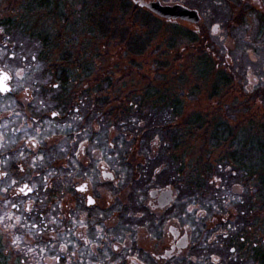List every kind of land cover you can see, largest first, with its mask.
I'll return each instance as SVG.
<instances>
[{
  "label": "flooded vegetation",
  "instance_id": "obj_1",
  "mask_svg": "<svg viewBox=\"0 0 264 264\" xmlns=\"http://www.w3.org/2000/svg\"><path fill=\"white\" fill-rule=\"evenodd\" d=\"M238 1L247 3V25L257 19L262 26L257 38L247 27V58L264 70V0ZM152 2L184 6L186 1L104 0L105 11L84 13L86 19L76 21L88 24L92 16L122 21L139 10L157 18L142 6ZM130 4L135 12L123 10ZM195 11L197 25L161 21L194 27L203 44L205 19ZM8 15L0 22V68L20 76L13 81L14 88L19 83L15 91L0 94L5 145L0 148V264H247V201L242 200L240 212L231 195L219 200L218 194L209 200L213 212L208 217L203 174L185 172L186 135L201 129L197 115L193 124L179 122L180 112L187 110L185 95L133 99L136 94L119 98L92 92L88 44L73 50L77 65L64 63L72 72L61 70L58 61L46 59V36L24 28L25 21L40 25L42 18ZM59 16L69 19L65 13ZM84 31L89 37V24ZM222 33L219 24L213 26L212 36L224 42ZM20 36L36 40L37 46L18 44ZM51 63L54 75L44 76V64ZM246 82L247 91H259L263 100L264 72ZM152 99L163 101L165 108L146 110ZM129 131L131 140H123ZM246 149L247 142L240 146ZM24 184L33 191L20 193Z\"/></svg>",
  "mask_w": 264,
  "mask_h": 264
},
{
  "label": "rangeland",
  "instance_id": "obj_2",
  "mask_svg": "<svg viewBox=\"0 0 264 264\" xmlns=\"http://www.w3.org/2000/svg\"><path fill=\"white\" fill-rule=\"evenodd\" d=\"M185 1L184 6L198 10L204 16L206 33L203 44H199L194 27L181 22L169 24L142 14V10L136 17L128 16L122 21L99 20L92 16L88 22L90 36L86 37L89 39L87 42L84 37L85 24L76 20L79 17L86 19L84 13L105 11L102 6L104 0H0V22H6L2 20L6 14L41 17L40 25L35 20L25 21L24 28H32L35 32L38 30L47 38L49 36L46 59L53 63L58 61L57 66H61L59 69L67 72L73 70L64 63L77 65L73 61L78 59L73 55V50L83 49L88 44L92 92L108 93L119 98L118 94L126 98L136 94L133 99L153 94L159 99L184 94L188 99L185 103L187 110L180 112L182 116L179 122L193 124L194 116L201 118L200 132H188L185 138L187 148L183 152L188 159L185 172L203 174L204 188L207 189L203 195V211L208 217L213 212L209 200L218 194L219 200L223 194L231 195V200H235L233 206L240 212L244 210L242 200L247 201L244 203L247 205V264H253L249 258L254 248L264 249V201L257 200L263 197L264 188L259 185L260 175L249 174L245 177L243 174L251 172L252 169L248 170L250 163L262 156H258V151H254L256 153L253 155L254 152L249 151V148L244 153L240 146L246 142L249 147L257 143L264 146V99L260 100L259 91L250 94L246 82L247 77L263 76L264 70L260 65H252L247 58V27L253 30L252 37L257 38L258 34L261 35L262 26L257 19L247 25L246 2ZM130 5L123 6V10L135 12V8ZM253 11H260L259 7ZM59 13H65L69 19L65 22ZM29 23L33 25L29 26ZM216 24L223 30L221 38L225 37L224 42L211 34ZM18 39V44L25 46L38 44L30 37L20 36ZM53 63L44 64V76L54 75ZM159 99L150 100L144 108H165ZM153 102L156 106L151 105ZM143 123L149 124L147 120ZM227 127L231 131L230 136ZM213 136L220 140L213 139ZM131 138L129 131L123 140ZM180 152L175 156H179ZM232 158L241 159L242 162L237 163ZM259 162H256V166H260ZM171 167L172 171L169 172L174 170V166ZM262 171L264 167L261 166L255 173L262 174ZM215 178L220 180L216 181ZM253 202L254 209L251 208Z\"/></svg>",
  "mask_w": 264,
  "mask_h": 264
},
{
  "label": "water",
  "instance_id": "obj_3",
  "mask_svg": "<svg viewBox=\"0 0 264 264\" xmlns=\"http://www.w3.org/2000/svg\"><path fill=\"white\" fill-rule=\"evenodd\" d=\"M142 6L163 19L182 20L192 24H198L200 21L197 11L190 10L182 5L165 6L159 2H152Z\"/></svg>",
  "mask_w": 264,
  "mask_h": 264
},
{
  "label": "trees",
  "instance_id": "obj_4",
  "mask_svg": "<svg viewBox=\"0 0 264 264\" xmlns=\"http://www.w3.org/2000/svg\"><path fill=\"white\" fill-rule=\"evenodd\" d=\"M41 8V7H40ZM43 9V8H42ZM143 14V13H142ZM150 18H152V17H150ZM154 18V17H153ZM154 19H156V18H154ZM106 21H110V20H106ZM83 22V24L85 23V24H87V22H85V21H82ZM90 30V29H89ZM41 34V33H40ZM107 34V33H106ZM42 35V34H41ZM44 36V35H43ZM46 36V35H45ZM47 39H49V36H48V38L46 37L45 38V42H46V44H47ZM48 42H49V40H48ZM48 44H50V43H48ZM136 46V45H135ZM138 51H140V49L138 50ZM136 53H138L137 51H136ZM208 63V62H207ZM208 66V65H207ZM209 67V66H208ZM220 78V76L218 77V80H220L219 79ZM230 80V79H229ZM228 80V81H229ZM228 81H227V83H228ZM220 126V125H219ZM218 130H219V128H218ZM229 129H228V127H227V131H228ZM263 132H264V127H263ZM219 133H221L220 132V130H219ZM217 138V136H213V139H216ZM249 148V151H251V152H254V151H258L259 152V155L258 156H262L260 159H258L257 161L255 160L254 162H252V163H250L251 164V167H250V169H248V170H250L251 171V169H252V171H254V172H248L247 171V176H250V175H260L262 178H261V183H259V185H260V187H263L264 188V171H262V174H257V173H255L256 172V170H259V168H261V166L262 167H264V164H263V161H264V146H262L260 143L258 144L257 143V145L255 146V145H251V147H249V146H247V149ZM256 152H254L253 153V155L255 154ZM259 160H260V162H259ZM256 162H259L260 163V166L258 165V166H256L257 165V163ZM250 174V175H249ZM264 192V191H263ZM258 196H261L262 197V195H259L258 194ZM258 201H264V194H263V197L262 198H260V199H257ZM252 205V206H251ZM251 208L252 209H254V207H255V204H254V202L253 203H251ZM249 210V209H248ZM248 244V243H247ZM254 252L252 253V256H251V259L249 258V260L253 263V264H264V249H256V248H254V250H253Z\"/></svg>",
  "mask_w": 264,
  "mask_h": 264
},
{
  "label": "snow or ice",
  "instance_id": "obj_5",
  "mask_svg": "<svg viewBox=\"0 0 264 264\" xmlns=\"http://www.w3.org/2000/svg\"><path fill=\"white\" fill-rule=\"evenodd\" d=\"M15 57L13 56V59ZM20 73L16 72V73H11V71H5L3 68H0V94L4 95V96H8L9 94H11L13 91L16 90V88L19 87V83L17 82L16 84V88L13 87V81L16 77H19ZM53 115H55V113H53ZM34 143H39V141L35 140V137H33V141ZM5 145L3 143V139H0V148H3ZM81 148H83V145L80 146ZM77 155H79V153H77ZM3 175L6 177L8 175L7 172H4ZM17 182L15 180L12 181V184H16ZM4 192H7L8 189L5 188L3 190ZM33 191V189L31 187H29L28 184H24L23 186H21L19 188V192L22 194L27 195L28 193H31ZM94 203V201H93ZM12 207H16L15 204L12 205ZM189 211H191V209H189Z\"/></svg>",
  "mask_w": 264,
  "mask_h": 264
}]
</instances>
